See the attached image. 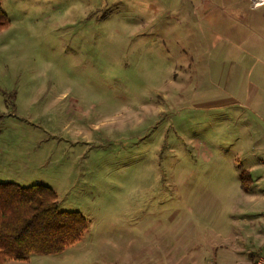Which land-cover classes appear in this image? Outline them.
I'll return each mask as SVG.
<instances>
[{
    "label": "rangeland",
    "instance_id": "rangeland-1",
    "mask_svg": "<svg viewBox=\"0 0 264 264\" xmlns=\"http://www.w3.org/2000/svg\"><path fill=\"white\" fill-rule=\"evenodd\" d=\"M229 1H1L0 182L47 186L88 221L62 253L7 264H159L168 239L227 246L264 220L240 201L241 174L248 188L247 167L264 172V127L208 95L210 67L222 85L237 57L199 13Z\"/></svg>",
    "mask_w": 264,
    "mask_h": 264
},
{
    "label": "crops",
    "instance_id": "crops-1",
    "mask_svg": "<svg viewBox=\"0 0 264 264\" xmlns=\"http://www.w3.org/2000/svg\"><path fill=\"white\" fill-rule=\"evenodd\" d=\"M247 1V3H246ZM237 0H231L227 5L217 8V10H203L199 13V18L208 21V29L212 36V44L217 46L219 37L229 40V47H223L222 52L226 56L235 55L227 62L230 71L224 78V84L218 85L216 79H213L209 61L208 86L210 89L209 96L223 94L228 98L227 106L239 107L245 113L253 114L260 127H264V4L257 8L250 6L249 0H245L240 6H237ZM212 16L224 18L228 25L225 33L229 37L222 36L224 30L211 25ZM235 35V40L233 39ZM226 40V39H225ZM210 41V43H211ZM227 43V42H226ZM225 43V44H226ZM216 48V47H215ZM239 54V55H236ZM216 64V62L214 63ZM215 92V94H214ZM205 94V93H204ZM214 94V95H213ZM258 145H264V138H258ZM264 154V147L261 148ZM253 155V154H252ZM258 166L255 163L250 164L246 171L250 174L251 185L264 184V172L259 173L256 177L252 174L257 172ZM247 190H240V201H250L252 205L256 202H263L264 208V191L258 187L255 193ZM242 186H240L241 188ZM262 208H259L261 210ZM264 213V212H263ZM239 235L234 237V241L225 245L223 240L216 241L213 247H198L197 249H185L184 244L178 242L172 243L169 240L166 243V251L160 254L159 264H254L264 249V220H244L238 223ZM220 235V233H218ZM216 234V235H218ZM175 246V247H174Z\"/></svg>",
    "mask_w": 264,
    "mask_h": 264
},
{
    "label": "trees",
    "instance_id": "trees-1",
    "mask_svg": "<svg viewBox=\"0 0 264 264\" xmlns=\"http://www.w3.org/2000/svg\"><path fill=\"white\" fill-rule=\"evenodd\" d=\"M0 0V31L10 21ZM245 175L241 186L246 188ZM88 228L79 212L60 211L53 189L44 185L20 187L0 182V264L24 261L31 255L62 253L76 243Z\"/></svg>",
    "mask_w": 264,
    "mask_h": 264
},
{
    "label": "built area",
    "instance_id": "built-area-1",
    "mask_svg": "<svg viewBox=\"0 0 264 264\" xmlns=\"http://www.w3.org/2000/svg\"><path fill=\"white\" fill-rule=\"evenodd\" d=\"M262 4H264V0H250V6L252 8H257L261 6ZM254 264H264V249Z\"/></svg>",
    "mask_w": 264,
    "mask_h": 264
}]
</instances>
